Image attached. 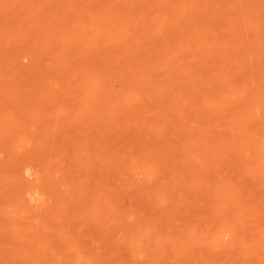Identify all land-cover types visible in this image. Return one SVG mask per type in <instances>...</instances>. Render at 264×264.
Listing matches in <instances>:
<instances>
[{
    "label": "rangeland",
    "instance_id": "rangeland-1",
    "mask_svg": "<svg viewBox=\"0 0 264 264\" xmlns=\"http://www.w3.org/2000/svg\"><path fill=\"white\" fill-rule=\"evenodd\" d=\"M0 264H264V0H0Z\"/></svg>",
    "mask_w": 264,
    "mask_h": 264
}]
</instances>
